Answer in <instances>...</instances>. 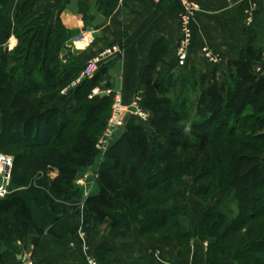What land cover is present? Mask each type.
Segmentation results:
<instances>
[{
  "label": "trees",
  "instance_id": "obj_1",
  "mask_svg": "<svg viewBox=\"0 0 264 264\" xmlns=\"http://www.w3.org/2000/svg\"><path fill=\"white\" fill-rule=\"evenodd\" d=\"M9 1L0 0V151L11 152V145L21 150L11 152L9 193L0 197V263L24 252L31 229L36 232L33 254L46 236L65 239L64 222L75 216L89 233L109 220L116 241L137 225L148 242L163 245L172 236L181 253L188 252L192 232L176 183L180 172L194 179V195L221 194L202 223L206 263L222 264L232 255L237 264H264V50L253 46V38L238 58L227 60L224 79L212 74L207 85L195 67L155 83L157 66L173 51L158 40L140 75L150 124L131 119L98 164V192L81 205L69 204L84 195L75 183L79 172L99 156L97 144L114 94L90 95L103 83L111 87V67L101 66L91 79L62 94L78 68L71 65L60 73L52 67L54 59L45 63L49 43L50 51L63 49L71 29L59 18L49 32L43 28L32 35L20 25L39 0L22 1L14 16ZM13 36L18 44L11 51L7 45ZM10 54L18 67H10ZM179 84L178 99L167 95ZM10 214L14 222L7 223ZM105 245L98 250L103 258Z\"/></svg>",
  "mask_w": 264,
  "mask_h": 264
},
{
  "label": "crops",
  "instance_id": "obj_2",
  "mask_svg": "<svg viewBox=\"0 0 264 264\" xmlns=\"http://www.w3.org/2000/svg\"><path fill=\"white\" fill-rule=\"evenodd\" d=\"M82 1L88 4L90 10L87 14L94 16L93 22L100 14L105 17V22L98 27L92 23L93 28L105 33L113 43H122L123 55L113 61L108 80L111 88L114 91H123L126 94L125 100L130 102L131 99H127V96L132 95L134 91H144L140 84V75L144 71L152 46L158 40H163L174 52L176 51L181 39L178 16L183 8L182 2L181 0ZM194 1L201 5L194 25L197 43L213 47L222 56L221 63L215 67L202 57L197 48L198 51L192 54L188 66L196 63L200 75L214 74L218 81H222L226 74L227 60L238 58L249 44L251 37L253 46L264 50V0ZM59 14V18L67 28L80 27L79 14H74L69 9ZM81 22L85 24L83 20ZM171 56L157 66L154 78L160 73L162 65H170ZM53 174L56 175L55 172ZM96 192L98 187L95 189ZM67 203L80 204L78 200ZM6 217L7 223L14 222L13 215ZM64 225L68 234L65 239L58 240L53 236H46L36 253H29L34 264H90L81 252L83 232H85L82 221L77 217L66 220ZM102 228L88 233L90 246L99 264H207V247L201 238L200 247L192 249L190 253L181 254L177 240L172 237L166 244L155 245L142 237L137 228H133L126 239L115 241L109 234L110 228L108 227V232H104L105 228ZM31 230L32 233H36L34 229ZM103 242L106 243L108 250L103 253L104 258L98 254ZM26 254L25 250L21 254V259L19 256H7L4 263L0 264H24ZM222 264L237 263L232 258H227Z\"/></svg>",
  "mask_w": 264,
  "mask_h": 264
},
{
  "label": "rangeland",
  "instance_id": "obj_3",
  "mask_svg": "<svg viewBox=\"0 0 264 264\" xmlns=\"http://www.w3.org/2000/svg\"><path fill=\"white\" fill-rule=\"evenodd\" d=\"M22 1H24V0H10L9 1V9H10L11 15L14 16L19 3H21ZM57 1L58 0H39V2L35 5V7L33 9V13L26 19V21L24 23H22L20 25V27H21L20 29L25 30L26 27H28V30L33 32L32 35H35L37 32L41 31V29H43V28H46L47 32H49V29L52 28V25L57 24V21L60 17L59 12L65 11L66 9L67 10L69 9L74 14H77V15L79 14L78 18L80 21L79 22L80 27L75 28V29H71V37L67 40V42H65V46L63 47V49H54V50L50 51V43H49L48 53H47V57H46L47 60L45 63V64H47L50 59H54L52 67H54L60 73H63L64 69L66 67L74 65L76 68H78L76 70L78 73L75 75L76 79L73 81V82H76L77 80H82V78H83L82 72H83V69L85 68V66L87 65V63L96 54L98 55L101 51H103L104 49H106L107 47H109L111 44H114V43L112 40H109L108 37H106L105 33L98 32V30L96 28H93L92 23H93L94 16L91 14H87L90 9H89V6L86 2H84L82 0H69V1L68 0H64V1L60 0L61 2L57 3ZM81 19L85 22V24H83L81 22L82 21ZM192 24H193L192 27H193V32H194L195 19H194ZM90 33H92V35ZM194 36H195V32H194ZM17 44H18V39L15 36H13L10 39L7 46L12 51L16 47ZM171 55H172L171 59L169 60L170 65L165 64V65L161 66L160 73L157 74L156 77L154 78L155 83L161 82L163 79H165L170 74H175L176 77H181V76L185 75V73L191 72L192 67H195L198 70L197 78L203 82L205 81L204 85H207V83L210 80V75L208 76V78L206 80H204L205 74H203V76L200 75L199 67L197 66L196 63H194V64L192 63L191 65L186 66L184 68H179L176 65L177 63L175 61V52L172 51ZM9 64H10V67H14V66L18 67L19 66V64L15 61V56L13 54H10V56H9ZM212 66H215V65H212ZM218 66H215V67H218ZM156 72H157V70H156ZM178 82H180V81H178ZM72 83L70 85H68L66 88H69L72 85ZM102 86H103V84H102ZM181 88H182L181 84H179V88L171 90L167 95H171V97H173L174 99H178L180 97ZM65 89H63L61 91L62 94H66V92L64 93ZM57 91H60V89H58ZM143 93H144V91H134L132 93V95L127 96L128 97L127 99L132 100V99H134L133 97L135 95H140L142 98ZM113 94H114V97H113V101H112V105H111V113L109 112L110 110H108V115L110 114L109 120L112 117L114 105L116 103V100L119 98V96L121 97V99L123 100V102L125 104L128 103L127 100H125L126 94L123 91H115ZM160 97L162 98V96H160ZM109 120H108V122H109ZM107 125H108V123H107ZM105 131H106V129H105ZM124 131L125 130L120 131L118 134V137H120ZM104 132H103V134H104ZM10 143L12 144L13 142H10ZM4 145L8 148L10 147L9 144L4 143ZM11 146L12 147H10L9 149H11V152H14L13 155L15 153H18L21 150L20 148H18L16 146H13V145H11ZM11 152L4 153V152L0 151V153H2V154L9 155V156L13 157ZM102 158H103L102 155H100V153H99V156L97 157L95 163L93 164V167L81 170L79 172L76 180L82 178L83 175L86 173H90V175H92L94 168L96 167V165H98L100 163V161H102ZM176 183H177L178 189L181 191V193L183 195L184 203L189 210V216H190L189 228H190V231L192 232L191 240L189 241L190 245L188 244L189 245V251L188 252L182 251V253H184V254L190 253V251L192 249L201 246V245H195L194 244V241H193L194 237L197 236V237L201 238L203 243L206 245V247H207L206 248V255H207L208 242H207V239L201 235L202 223H203V219L205 217V213H206L207 208L210 206H215L217 201L221 198V194L217 192L211 196L205 197L204 199L194 195L192 193L194 179L191 176L184 175L183 173H180V172H178V174L176 176ZM85 197L86 196L83 195L78 200L80 202V204H82L84 202ZM233 208L235 210H237V205H233ZM219 209H220V207H219ZM77 217L80 218V220L82 221V218L79 216H75L72 219H75ZM6 220H8L7 217H6ZM106 221H108L110 223L109 220H106ZM106 221L101 223L97 227L96 230H98L100 227H101V229H103L102 227H104L105 228L104 232H108L109 226H108V222H106ZM133 228L138 229V226L135 225ZM83 229L85 230V232H83V233H87V235L86 236L84 235L83 238L85 239L88 246L91 247L90 242H89L90 240H88L89 239V236H88L89 232H87V230L84 228V226H83ZM31 231L32 230H29L26 234L27 235L26 240L28 239L29 245H28V247L27 246L24 247V250H23L24 252L26 250V253L28 255H29V253H31V248H30L31 238H32V236L35 235V233H32ZM162 233L163 232H161V234ZM164 233H166V232H164ZM170 237H172V236H169L167 238V241ZM22 240L23 239L16 240L15 241L16 245L20 246L21 245L20 243L22 242ZM180 253H181V248H180ZM93 255L96 258V254L93 253ZM227 258H232L234 260L233 256L230 255L228 257H225L222 260V263ZM31 260L33 261V258ZM33 263H34V261H33ZM24 264H25V262H24Z\"/></svg>",
  "mask_w": 264,
  "mask_h": 264
},
{
  "label": "built area",
  "instance_id": "obj_4",
  "mask_svg": "<svg viewBox=\"0 0 264 264\" xmlns=\"http://www.w3.org/2000/svg\"><path fill=\"white\" fill-rule=\"evenodd\" d=\"M182 10L178 16V23L181 31V39L178 47L175 51V60L179 68L188 66L189 60L195 51H200L202 56L211 65L218 66L222 61V56L219 52L215 51L213 47L209 45H200L194 36L192 23L196 17V14L201 10L200 3L194 0H181ZM91 34V33H90ZM198 48V50H196ZM123 46L121 43L111 44L109 47L96 54L85 66L82 72V80L73 82L69 88L64 90V93H69L78 84L83 81L91 79L96 71L101 66L109 65L111 67L113 61L122 57ZM115 91L111 87H107L105 83L103 86L95 88L90 97L98 95H110ZM130 102L125 104L121 97L116 100L114 110L111 119L108 122L106 131L100 138L97 149L100 155H104L108 148L117 139L120 131L125 130L127 123L133 119L137 123L148 126L150 124L152 113L142 103L140 95H135ZM94 168L92 175L86 173L82 178L75 181L76 185L80 187L85 196L91 194L95 189L96 184V170ZM93 166L89 167L92 168ZM13 168V157L0 153V197H5L9 193L10 174ZM85 234L83 233V236ZM81 252L86 257L90 264H99L93 255L91 247L88 246L85 239L82 238ZM32 257L28 254L25 255V264H34L31 260Z\"/></svg>",
  "mask_w": 264,
  "mask_h": 264
},
{
  "label": "water",
  "instance_id": "obj_5",
  "mask_svg": "<svg viewBox=\"0 0 264 264\" xmlns=\"http://www.w3.org/2000/svg\"><path fill=\"white\" fill-rule=\"evenodd\" d=\"M104 22H105V17H104L102 14H100V15H98V16L95 18V20H94V22H93V25H94L95 27H98V26L102 25ZM194 244H195V245H201V241H200V239H199V238H196V239L194 240ZM19 258L21 259V258H22V255H19Z\"/></svg>",
  "mask_w": 264,
  "mask_h": 264
}]
</instances>
